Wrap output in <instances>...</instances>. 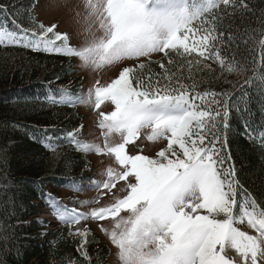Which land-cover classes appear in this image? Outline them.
Returning <instances> with one entry per match:
<instances>
[{"label":"snow or ice","instance_id":"1","mask_svg":"<svg viewBox=\"0 0 264 264\" xmlns=\"http://www.w3.org/2000/svg\"><path fill=\"white\" fill-rule=\"evenodd\" d=\"M84 6L95 30L90 27L91 38L83 46H72L67 34L54 32L55 25L24 27L14 17L13 28L0 24V46L75 57L82 67L94 71L150 58L153 53H163L168 64L160 63L162 72L156 78L138 74L144 63L123 66L107 85L96 81L86 98L74 97L63 88L50 97L53 104L92 103L94 109L105 101L111 103L109 113H99L103 147L81 142L75 135L78 130L66 137L77 151L114 157L119 170L109 167L102 185L93 182L95 189L107 190L104 195L111 193L107 205L79 213L41 190L44 206L59 223L69 226L81 220H109L111 228L100 230L117 249L119 264H264V201L243 186L234 164H227L232 159L228 135L233 105L217 100L214 92L198 91L193 78L212 60L221 79H226L225 74L242 75L245 84L264 96V21L259 30H233L237 14L243 20L251 11L248 0H85ZM0 13L7 16V7L0 6ZM250 40L259 45L261 57L259 71L251 76L248 64L237 60L235 52L231 58L225 54L233 44L239 48L237 41L248 50ZM113 134L120 142H108ZM142 135L152 143L167 142L157 158L127 154L126 146ZM240 135L264 148V122L254 127L245 119ZM29 136L53 153L61 146L60 138L48 128L29 131ZM120 181L124 184L117 192L123 191V196L112 192ZM69 187L80 190L74 183ZM92 202L99 203V198L82 203ZM35 223L50 226L43 220ZM245 223L254 234L237 227ZM89 232L78 228L70 233L82 238L77 250L85 260ZM0 233H4L0 264H7L14 233L9 236L2 227ZM69 264L75 262L70 259Z\"/></svg>","mask_w":264,"mask_h":264},{"label":"trees","instance_id":"2","mask_svg":"<svg viewBox=\"0 0 264 264\" xmlns=\"http://www.w3.org/2000/svg\"><path fill=\"white\" fill-rule=\"evenodd\" d=\"M37 1L0 0V6L8 9L7 16L0 13V24L11 29L14 17L24 27H38L42 23L35 16ZM248 3L251 11L243 20L237 14L233 30L238 28L241 33L245 28L259 30L260 22L264 21V0H248ZM237 43L239 48L233 44L225 54L231 58L235 52L237 60L243 59L248 64L251 76L260 68V47L251 40L248 50L243 43ZM140 63L145 64V69H138V74L142 71L156 78L162 72L160 63L167 66L168 61L161 53L157 58H147ZM205 63L210 66L208 69L193 73L198 91L214 92L217 100L233 105L229 112L231 131L228 135L232 159L227 164H234L243 186L264 201V148L240 135L245 119L252 121L254 127L264 122L261 113L264 96L253 85L245 84L244 76L231 73L221 79L218 65L212 60ZM187 77L185 70V81L190 84ZM82 84L70 57L0 46V227L9 236L14 233L7 264H69L70 259L75 264H110L108 245L91 231L85 245L89 259L85 260L77 250L82 238L70 234L73 233L71 226L59 223L41 227L35 223L45 221L38 216L40 208L45 207L40 198L41 190L61 202V191L70 190L73 183L79 188L94 176V163L89 156L67 143L66 133L81 129L83 117L77 105L53 104L50 99L58 96L62 88L72 95L77 94ZM222 93L226 95H220ZM44 128L60 138L61 146L55 153L29 136V131ZM224 152L228 155L229 149L225 148ZM18 221L22 222L19 226Z\"/></svg>","mask_w":264,"mask_h":264},{"label":"rangeland","instance_id":"3","mask_svg":"<svg viewBox=\"0 0 264 264\" xmlns=\"http://www.w3.org/2000/svg\"><path fill=\"white\" fill-rule=\"evenodd\" d=\"M85 0H38L34 6L36 20L46 27L55 25L54 32L60 34H67L70 38V44L74 47L83 46L88 40H90V27L95 30V26L87 18V10L84 6ZM96 35H100L96 32ZM161 53H153L149 59L159 57ZM77 75L83 80V84L80 87L79 93L74 94V97L84 96L87 97L89 90L95 85L96 81H99L101 85H107L112 79L118 76V72L121 67L135 65L140 63L144 59L139 61H126L121 65L104 67L99 70H93L91 68H84L81 65V61L78 58L70 57ZM77 108L80 115L83 117L81 129L77 132L76 138L83 143H89L93 145H99L103 147L104 137L101 135V129L99 128L100 112L109 113L113 106L110 102L105 101L99 109H94L92 103H77ZM109 143L120 142L119 136L113 134L109 138ZM167 146V142L164 140L152 143L147 141L142 135L140 139L134 143L126 146V152L129 155L142 154L149 158H156L158 151ZM83 153V152H82ZM85 154V153H83ZM91 161L94 163V176L85 184L79 187V191L63 190L61 191V203L69 209H75L79 213H90L92 209L100 206L107 205L112 202L111 193L104 195L107 190L95 189V183L103 184L107 180L106 170L111 167L118 171L119 166L115 162V158L107 155H96L94 153H87ZM124 184L123 181L117 183L116 188L112 189V192H117L118 189ZM118 195L123 196L124 192H117ZM99 198V203L83 204L84 201H96ZM39 218L44 219L51 223L59 224L57 219L49 212L47 207H41L39 210ZM124 215V213H122ZM110 229L111 223L109 220L93 221L91 219L81 220L79 224L71 225L72 232L78 228H88L91 233L95 234L100 240L108 245L111 251V257L109 259L110 264H119L117 249L111 244L107 236L100 230V227ZM242 231L248 232V234H254L245 224L237 225ZM230 254L231 253V250Z\"/></svg>","mask_w":264,"mask_h":264}]
</instances>
